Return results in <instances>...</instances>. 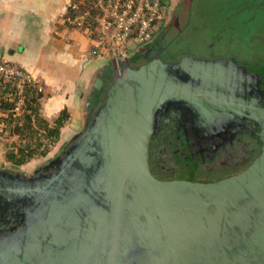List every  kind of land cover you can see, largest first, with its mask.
Instances as JSON below:
<instances>
[{"label":"water","instance_id":"water-1","mask_svg":"<svg viewBox=\"0 0 264 264\" xmlns=\"http://www.w3.org/2000/svg\"><path fill=\"white\" fill-rule=\"evenodd\" d=\"M164 49L106 74L54 158L31 173L1 162L0 264H264V67ZM183 111L205 134L244 124L260 154L217 179L158 177L152 141Z\"/></svg>","mask_w":264,"mask_h":264},{"label":"crops","instance_id":"crops-1","mask_svg":"<svg viewBox=\"0 0 264 264\" xmlns=\"http://www.w3.org/2000/svg\"><path fill=\"white\" fill-rule=\"evenodd\" d=\"M71 2L0 0V58L34 75L43 88L41 114L47 120L53 121L62 110L70 115L52 152L83 127L97 100V85L106 83V74L115 70L107 56L92 55L94 44L88 33L64 23Z\"/></svg>","mask_w":264,"mask_h":264},{"label":"rangeland","instance_id":"rangeland-1","mask_svg":"<svg viewBox=\"0 0 264 264\" xmlns=\"http://www.w3.org/2000/svg\"><path fill=\"white\" fill-rule=\"evenodd\" d=\"M163 6L161 28L168 48L166 55L186 52L203 57L233 54L248 61L264 56V39L252 37L254 33L264 31V0H164ZM133 50L128 49L129 53ZM0 137L3 149L0 159L13 167L5 152L16 139L4 134ZM62 148L51 151L46 157L34 158L23 165L27 167L13 168L31 173L44 160L54 158Z\"/></svg>","mask_w":264,"mask_h":264},{"label":"flooded vegetation","instance_id":"flooded-vegetation-1","mask_svg":"<svg viewBox=\"0 0 264 264\" xmlns=\"http://www.w3.org/2000/svg\"><path fill=\"white\" fill-rule=\"evenodd\" d=\"M260 32L254 33L252 37L263 40L264 31ZM163 35L164 32L154 45L165 48L163 56L166 58L178 56L166 55L168 48L162 42ZM182 54L184 53L179 55ZM197 57L209 60L223 58L238 65L264 67V56L249 61L233 54ZM165 118L162 129L151 144V166L154 173L162 179L172 178L186 171L194 172L199 178L217 179L243 170L261 152L258 139L244 124L234 119H224L228 125L216 133L205 134L196 129L195 123L198 120L189 111H183L182 115L177 116L170 114Z\"/></svg>","mask_w":264,"mask_h":264},{"label":"built area","instance_id":"built-area-1","mask_svg":"<svg viewBox=\"0 0 264 264\" xmlns=\"http://www.w3.org/2000/svg\"><path fill=\"white\" fill-rule=\"evenodd\" d=\"M164 0H72L64 23L88 33L93 56H107L115 69L129 54L154 45L161 34ZM8 81L16 89L18 100L14 115L25 103L23 93L29 85L43 88L25 67L0 58V83Z\"/></svg>","mask_w":264,"mask_h":264},{"label":"trees","instance_id":"trees-1","mask_svg":"<svg viewBox=\"0 0 264 264\" xmlns=\"http://www.w3.org/2000/svg\"><path fill=\"white\" fill-rule=\"evenodd\" d=\"M160 31L159 40L163 28ZM23 96L25 103L19 114L14 115L18 100L16 89L8 81L0 83V135L16 139L5 152L13 167L46 157L60 140L62 128L70 117L67 110H62L53 121L47 120L41 114L42 90L36 86H27Z\"/></svg>","mask_w":264,"mask_h":264}]
</instances>
